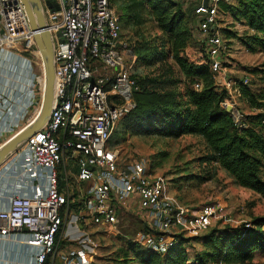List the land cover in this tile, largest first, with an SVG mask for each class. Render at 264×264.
I'll list each match as a JSON object with an SVG mask.
<instances>
[{
  "label": "built area",
  "instance_id": "2783aa9c",
  "mask_svg": "<svg viewBox=\"0 0 264 264\" xmlns=\"http://www.w3.org/2000/svg\"><path fill=\"white\" fill-rule=\"evenodd\" d=\"M45 1L40 0L53 41V101L45 124L0 163V242L28 245L29 259L23 264H53L55 238L76 235L79 247L62 264H94L87 228L115 226L119 208L132 194L150 229L138 230L134 241L164 254L186 210L177 211L166 195L164 176L151 174L142 160L122 164L109 145L116 124L134 106L135 84L131 50L122 39L115 8L109 0H54L57 8L51 10ZM196 1V29L210 71L227 93L221 104L229 108L234 125L242 127L238 84H248L251 76L232 78L223 71L221 54L227 47L214 30L223 0ZM59 30L64 42H59ZM33 34L21 0H0V126L2 116L12 115L14 122L0 128V139L3 132L10 134L2 143L29 124L41 105L44 65ZM26 117L25 124L18 123ZM223 208L221 203L204 204L187 218L194 229L205 231Z\"/></svg>",
  "mask_w": 264,
  "mask_h": 264
},
{
  "label": "trees",
  "instance_id": "16d2710c",
  "mask_svg": "<svg viewBox=\"0 0 264 264\" xmlns=\"http://www.w3.org/2000/svg\"><path fill=\"white\" fill-rule=\"evenodd\" d=\"M119 17L121 29L128 26L134 29L132 23V8L136 0H109ZM162 2L165 4L163 5ZM195 2H197L195 0ZM194 2V3H195ZM175 4V5H173ZM179 5V8L177 5ZM219 4L218 13L220 8ZM177 7L174 13L168 9ZM132 7V8H131ZM180 2L157 1L153 5L158 20L163 24L166 32L164 39L159 42L152 39L147 41L145 35L127 36L126 41L135 57L131 77L134 79L132 89L133 108L127 112L118 123L131 127L138 135L179 138L183 135H194L203 142L202 152L198 156L178 164L176 176L182 180H194L198 183L213 180L217 169H221L232 182L239 187L251 190L264 196V112L249 114L243 111L245 120L242 127L234 125L232 116L221 104L227 93L219 88L210 71L209 61L204 52V45L200 42V56L189 59L184 49L189 39H196V18L189 15L188 30L179 27ZM182 11V10H181ZM232 15L245 20L252 33H245L243 44L249 51H264V0H241L236 6L230 7ZM226 42L235 36L233 31L222 29L215 25ZM122 36V32H121ZM229 44V43H228ZM228 48V47H227ZM171 57L177 64L185 87L175 93L173 86L179 84L180 79L159 76H145V68H155L159 71L160 63ZM248 74L252 70L246 71ZM264 74V70L261 71ZM264 80V77H263ZM198 83L199 88L194 84ZM252 80L248 84H238L240 95L238 100H245L250 107L264 106V82L258 91L250 89ZM168 86V87H167ZM171 89H167L170 88ZM115 136L111 135L109 145L114 146ZM118 142V141H117ZM197 166L196 172L192 171ZM150 172L152 169L150 168ZM77 209V207H75ZM121 209L119 211L121 213ZM139 214V213H138ZM140 216V214H139ZM138 219L140 226L134 231L150 230L145 219ZM203 245V252L189 257L183 247L184 237L175 233L172 246L164 254H159L128 239L131 248L135 249L140 264H209L222 262L223 264H256V256L264 257V216L254 217L249 223L235 226L208 227ZM64 240L55 238V250ZM133 258H115L113 264H130ZM213 261V262H212ZM49 258L47 259V263ZM110 264V263H109Z\"/></svg>",
  "mask_w": 264,
  "mask_h": 264
},
{
  "label": "rangeland",
  "instance_id": "374dc122",
  "mask_svg": "<svg viewBox=\"0 0 264 264\" xmlns=\"http://www.w3.org/2000/svg\"><path fill=\"white\" fill-rule=\"evenodd\" d=\"M135 7L132 8V23L134 29L130 30L128 26L122 31V39L126 41L127 36H134L136 33L139 35H145L147 41L153 40L159 42L160 39L166 37V32L163 29V24L158 20L153 5L157 1H171L173 3L180 2L183 7L179 10V27L188 30L190 18L192 14V7L195 0H136ZM241 0H223L220 5L219 13L216 18V27H222V29H228L233 31V36L230 42L226 44V50L221 54V60L223 65V71L227 77H241L248 74L246 71L252 70L250 73L252 84L250 89L252 91H258L264 82V51L256 50L249 51L243 44L242 38L245 33H252L249 27L246 25L245 20L242 17H235L230 11V7L236 6ZM164 5L165 3L162 2ZM175 5V4H173ZM177 5V4H176ZM179 8V5H177ZM177 7L168 9L169 14L174 13ZM197 38L189 39L184 49V54L189 58L196 60L200 56V42L201 34L195 28ZM223 37V36H222ZM229 43V44H228ZM17 61L12 60L11 63L16 64ZM10 63L9 70L13 69V65ZM20 66V63L17 67ZM160 70H156V66L153 68H145V76H159L161 79L166 77H175L180 79V83L173 86L175 93L181 91L184 87L183 75L181 74L174 59L168 57L164 62L160 63ZM11 81V79H10ZM9 82L7 84L9 85ZM168 87V86H167ZM170 88L167 89H171ZM8 103L11 102L12 96L7 94L6 97ZM239 107L244 108L245 112L252 114L256 112H264V106L260 108L250 107L245 100L238 101ZM32 110L27 117H30ZM12 119V115H9ZM27 117L22 121H18L19 124H25ZM264 125V122H263ZM10 127L13 124H9ZM8 127V126H7ZM9 128V127H8ZM7 128V129H8ZM13 134V133H12ZM115 137L113 140V150L117 153L119 162L126 164L132 160H142L143 163L152 169L151 174L164 176L168 181L166 195L172 200L175 207H181L186 210L183 214L182 224L178 228L177 233H181L184 239L183 247L187 255L191 258L195 253H201L205 250L203 245L207 230L199 231L189 223L187 216L199 209L204 204H216L221 203L224 207L222 214L213 217L211 219V225L209 227H222L224 225L235 226L240 223H249L254 217L264 216V196L245 189L243 187L236 186L231 179L225 175V173L217 169V174L213 180L206 181L204 183H198L194 180H182L179 177L176 180H172L176 174L177 168L180 167L183 161L198 156L202 152L203 142L201 138L194 135L182 136L178 139L164 140L159 137H146L145 135H138L133 132L131 127L125 126L122 123H117L112 133ZM10 136L7 132H3L0 139V144ZM118 141V142H117ZM3 144V143H2ZM1 144V145H2ZM198 167L195 165L192 168L193 172H196ZM262 174L264 175V165L262 167ZM168 179H167V178ZM131 208V207H130ZM123 208L121 209L119 222L113 227H107V229H101L96 226H90L87 230L91 233L90 241L86 240V243L92 248V261L94 264H113L115 258L123 259L133 258L129 261L130 264H140L137 260L135 249L131 248L128 239L134 240V231L140 224L137 222L141 219L138 210ZM142 219L145 215L141 216ZM148 220V219H147ZM64 243L58 247L54 255L53 264H62L64 257H70V253L75 251L79 247V239L76 235L69 238H62ZM256 264H264L263 256H256L254 258ZM213 262V261H212ZM209 264H223L209 263ZM247 264V263H242Z\"/></svg>",
  "mask_w": 264,
  "mask_h": 264
},
{
  "label": "water",
  "instance_id": "95a60500",
  "mask_svg": "<svg viewBox=\"0 0 264 264\" xmlns=\"http://www.w3.org/2000/svg\"><path fill=\"white\" fill-rule=\"evenodd\" d=\"M21 2L24 5L30 28L34 32V40L42 57L45 77L44 92L40 111L37 113L36 117L0 145V163L9 152L13 151L18 146V144L23 142L45 124L49 118L52 104L54 84L53 41L51 34L45 29L46 21L43 7L40 0H21ZM45 3L51 10L57 8L54 7V0H46ZM206 3L207 0H203V4L206 5ZM62 33L63 30H59L57 33L59 42L65 41L62 37ZM228 110L229 108H227V111Z\"/></svg>",
  "mask_w": 264,
  "mask_h": 264
},
{
  "label": "crops",
  "instance_id": "0c3cea01",
  "mask_svg": "<svg viewBox=\"0 0 264 264\" xmlns=\"http://www.w3.org/2000/svg\"><path fill=\"white\" fill-rule=\"evenodd\" d=\"M196 3L197 2H195L193 5H195ZM129 60L131 62V66H132V70H133V64L135 61V57L131 54V57H129ZM5 117L6 116H2L3 120L5 119L7 121L4 120L3 123H1V126H0L1 129H6L7 126L9 124H11V122L14 123L12 121V119H10V118L7 119ZM183 136H186V135H183ZM146 137H152V136H146ZM153 137H156V136H153ZM159 138L164 139V140L178 139V138H171V137H167V138L159 137ZM148 169H149V166H148ZM155 175H157V173ZM167 184H168V181H167ZM166 189H167V186H166ZM165 193H166V190H165ZM138 203H139L138 196L130 194L126 198V201H125V204L123 205V208H125V207L130 208L131 207L130 209L136 208L138 210ZM175 208L177 211L178 210H184L183 208H181L179 206L175 207ZM28 251H29V246L26 244H20V243L14 242V241L2 240L0 242V264H23L26 260L29 259V256H27V253H29Z\"/></svg>",
  "mask_w": 264,
  "mask_h": 264
},
{
  "label": "bare ground",
  "instance_id": "6f19581e",
  "mask_svg": "<svg viewBox=\"0 0 264 264\" xmlns=\"http://www.w3.org/2000/svg\"><path fill=\"white\" fill-rule=\"evenodd\" d=\"M41 101H42V100H41ZM52 101H53V96H52ZM51 106H52V104H51ZM40 107H41V105H40L39 108H38V109H39V110H38V113H39V111H40Z\"/></svg>",
  "mask_w": 264,
  "mask_h": 264
}]
</instances>
